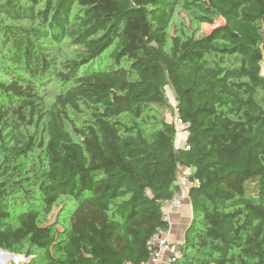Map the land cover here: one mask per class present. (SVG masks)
<instances>
[{"label": "trees", "instance_id": "16d2710c", "mask_svg": "<svg viewBox=\"0 0 264 264\" xmlns=\"http://www.w3.org/2000/svg\"><path fill=\"white\" fill-rule=\"evenodd\" d=\"M166 88L181 147L163 115L144 127ZM187 167L173 264H264V0H0L1 250L139 264Z\"/></svg>", "mask_w": 264, "mask_h": 264}, {"label": "rangeland", "instance_id": "374dc122", "mask_svg": "<svg viewBox=\"0 0 264 264\" xmlns=\"http://www.w3.org/2000/svg\"><path fill=\"white\" fill-rule=\"evenodd\" d=\"M180 19L178 16L176 17V20ZM182 19L186 22V23H190L191 19L190 17H188L186 14H182ZM222 23V19L220 18H216L214 21V24H209V23H202L200 25H198L197 27H199L200 29V33H205L208 32L209 30H211L214 26H216L217 24H221ZM68 54V52H66ZM49 86V85H48ZM57 83L56 82H51L50 87L56 88ZM166 96H167V100H168V106L163 107V106H155L154 111L152 114H150V116H147L145 118V124L144 127H149L150 124L147 123H151L152 122V116H161L163 115L165 117L166 120L168 121H173L174 122V118H175V101H174V96L172 94V91L169 88H166ZM51 99V95L50 98H48V101ZM70 118L73 122L75 123H79L82 119V117L84 116V114L82 112H78V111H72L70 110ZM175 124V128H176V137H175V143L178 145L183 146V144L185 143L186 140V136L187 133L184 129V126H182L181 124L177 123L176 121L174 122ZM146 128V129H147ZM184 175H180V177L182 178ZM185 190H186V186H185ZM72 206V201L70 198L68 197H62L60 198L53 206L51 212L47 215H42L43 217V221L46 222H50L54 225H56L58 228L64 226L67 222V214L69 209ZM37 253V252H35ZM21 256H24V254H21ZM27 260V259H26ZM24 260V261H26Z\"/></svg>", "mask_w": 264, "mask_h": 264}, {"label": "crops", "instance_id": "0c3cea01", "mask_svg": "<svg viewBox=\"0 0 264 264\" xmlns=\"http://www.w3.org/2000/svg\"><path fill=\"white\" fill-rule=\"evenodd\" d=\"M176 147H181L175 143ZM193 171L192 168L187 167L182 169V174L184 176H189V173ZM180 178V177H179ZM179 181V180H178ZM179 183V182H178ZM188 188L189 186L186 185L182 188L184 189L182 192V205L179 208L171 209L168 208L166 204L163 205V212L168 213V222H169V229L164 233L168 240L172 244V250L170 252H164L163 256L158 264H173L170 260V256L172 254H179V245L183 241L184 235L188 229L192 221V210L191 204L188 197ZM23 256L19 254H11L6 251L0 249V264H24L25 261L22 260Z\"/></svg>", "mask_w": 264, "mask_h": 264}, {"label": "built area", "instance_id": "2783aa9c", "mask_svg": "<svg viewBox=\"0 0 264 264\" xmlns=\"http://www.w3.org/2000/svg\"><path fill=\"white\" fill-rule=\"evenodd\" d=\"M177 122L181 124L182 126L187 125V123H184L179 117H175L174 122ZM185 148H188L185 146ZM179 181V192L176 194L175 198H173L170 201H166L164 204L168 206V208L175 209L179 208L182 205V191L186 185L190 186L191 182L189 179H187V176L180 177L178 179ZM163 204V205H164ZM164 218L168 221V213H164ZM169 223V222H168ZM166 231H158L154 233L150 239L147 242L148 248L150 249V254L148 256V259L139 263V264H158L163 256L164 252H170L172 250V244L164 234ZM177 257L176 254H172L170 256V260L172 263L175 261V258Z\"/></svg>", "mask_w": 264, "mask_h": 264}, {"label": "water", "instance_id": "95a60500", "mask_svg": "<svg viewBox=\"0 0 264 264\" xmlns=\"http://www.w3.org/2000/svg\"><path fill=\"white\" fill-rule=\"evenodd\" d=\"M21 258H22V260H26V259H28V258H29V251L27 250V251L25 252L24 256L21 257Z\"/></svg>", "mask_w": 264, "mask_h": 264}]
</instances>
